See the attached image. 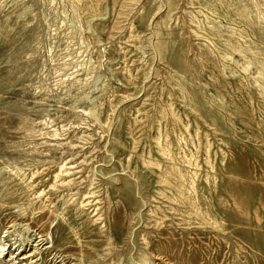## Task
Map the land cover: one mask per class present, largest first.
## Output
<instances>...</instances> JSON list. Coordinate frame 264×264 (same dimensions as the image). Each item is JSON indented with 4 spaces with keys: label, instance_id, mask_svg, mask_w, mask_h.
Wrapping results in <instances>:
<instances>
[{
    "label": "rangeland",
    "instance_id": "obj_1",
    "mask_svg": "<svg viewBox=\"0 0 264 264\" xmlns=\"http://www.w3.org/2000/svg\"><path fill=\"white\" fill-rule=\"evenodd\" d=\"M43 1L0 0V264H264V0Z\"/></svg>",
    "mask_w": 264,
    "mask_h": 264
},
{
    "label": "bare ground",
    "instance_id": "obj_2",
    "mask_svg": "<svg viewBox=\"0 0 264 264\" xmlns=\"http://www.w3.org/2000/svg\"><path fill=\"white\" fill-rule=\"evenodd\" d=\"M53 1L54 0H44L43 2H42V6H43V12H42V18H43V21L45 22V24H46V26H47V28H49V25H50V22L48 21V14H47V12H46V7H49V6H52L53 4ZM206 1V0H205ZM234 1H236V0H234ZM260 2V1H259ZM33 3V2H32ZM59 3V2H58ZM207 3H210V2H207ZM235 3H237V5H239L238 4V2H235ZM29 7V6H28ZM214 7V6H213ZM213 7H211V8H213ZM235 7V6H234ZM233 7V8H234ZM31 9V8H30ZM27 10H29L28 8H27ZM65 10V9H64ZM213 10V9H212ZM224 10V9H223ZM66 11V10H65ZM228 11V10H227ZM235 11V10H234ZM225 12V11H224ZM237 12H238V15H239V17L241 18V19H244V20H246V21H253V18L255 17L256 19H260V20H262L261 22H262V27H261V31H262V33H264V19H262L261 18V16H259L258 15V12H255V13H252L251 11H250V9H249V7L248 6H243V7H238L237 8ZM29 13V12H28ZM49 13V12H48ZM62 13H64V12H62ZM217 13V12H216ZM230 13L231 12H229V15H230ZM253 14H254V16H253ZM65 16V15H64ZM228 16V15H227ZM37 17V16H36ZM68 17V16H67ZM63 21V20H62ZM65 21V20H64ZM216 21V20H215ZM63 23H65V22H63ZM43 25V24H42ZM56 25V24H55ZM219 26V25H218ZM61 27V26H60ZM77 27V26H76ZM76 27H75V25H69L68 26V30H69V32H68V35H69V39L70 40H73L74 38H75V36L77 35V29H76ZM215 27V26H214ZM37 28V27H36ZM216 28H217V26H216ZM39 29V28H38ZM215 29V28H214ZM43 30V29H42ZM216 31H217V29H216ZM44 32V31H43ZM47 32H48V30H47ZM37 33H39V32H37V31H34L32 34H31V37L33 36V35H35V34H37ZM58 34V33H57ZM67 35V36H68ZM36 36H38V35H36ZM39 38V37H38ZM35 39V38H34ZM32 40V39H31ZM75 40V39H74ZM83 40V39H82ZM82 40H78V44L81 46V44H82ZM55 41V40H54ZM231 42V41H230ZM32 44V43H31ZM236 44V43H235ZM225 45V44H224ZM226 46V45H225ZM228 46V45H227ZM82 47V46H81ZM230 47V46H229ZM51 48V47H50ZM238 49V48H237ZM67 50V49H66ZM257 51V50H256ZM261 51V50H260ZM81 54V53H80ZM60 55V54H59ZM226 55V54H225ZM77 56V55H76ZM52 59V58H51ZM69 59V58H68ZM91 60V59H90ZM92 62V61H91ZM89 63V62H88ZM91 64H89V65H87L85 68H86V70L89 72V71H91L92 69V66H90ZM94 66V65H93ZM95 68V67H94ZM93 68V69H94ZM91 69V70H90ZM93 71V70H92ZM91 71V72H92ZM88 74V73H87ZM264 77V76H263ZM71 86V85H70ZM182 86V85H181ZM69 87V86H68ZM104 87H105V83H104ZM103 89V88H102ZM183 89V88H182ZM103 94V93H102ZM108 96H110L109 94H108ZM263 97V96H262ZM219 99V98H218ZM81 100H85V101H89V100H91V97H90V95H89V93H85V95H83L82 97H81ZM93 101V100H92ZM91 102V101H90ZM99 102H101V101H99ZM102 104V103H101ZM96 105V104H95ZM94 105V106H95ZM98 105V104H97ZM96 105V106H97ZM95 106V107H96ZM102 106V105H101ZM92 108H94L93 106L92 107H90V109L91 110H89V114H91V116H93V117H95V118H98V112H97V110H98V108L95 110V109H92ZM101 108V107H100ZM101 112V111H100ZM87 113V112H86ZM100 114V113H99ZM99 121H100V118H99ZM185 126V125H184ZM187 127V126H186ZM213 128V127H212ZM189 130V129H188ZM185 141V140H184ZM171 146V145H170ZM177 146V145H176ZM162 147V146H161ZM179 147V151H176V152H174V154H180L181 153V151H182V146H178ZM167 149H168V147H166ZM209 149V148H208ZM164 150V149H163ZM169 150V149H168ZM170 152V151H169ZM185 152V151H184ZM167 153V152H166ZM165 155V154H164ZM167 155H168V153H167ZM170 155V154H169ZM66 166V165H65ZM65 166L63 165L61 168H60V171L57 173V178H60L61 176L63 177V175H65L66 173L68 174L69 172H70V169H64L65 168ZM68 167V166H67ZM177 167V166H176ZM174 168V167H173ZM78 171V170H77ZM214 171V170H213ZM72 172V171H71ZM180 175V174H179ZM58 180V179H57ZM69 180V183L71 182V180H70V177H68V178H62V182L63 183H65V182H67ZM164 180V179H163ZM165 183V182H164ZM93 184V183H92ZM180 187V186H179ZM89 191V190H88ZM197 191V190H196ZM92 194H95L94 192H91ZM62 200V199H61ZM90 201V200H89ZM53 212V211H52ZM33 249L31 248L29 251H27V252H22V256H23V258L24 259H26V258H28V257H31L34 253H35V251H32ZM28 253H30V254H28ZM143 261H145V260H143Z\"/></svg>",
    "mask_w": 264,
    "mask_h": 264
}]
</instances>
